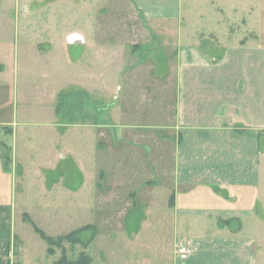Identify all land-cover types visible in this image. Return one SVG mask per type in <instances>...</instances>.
Returning <instances> with one entry per match:
<instances>
[{
	"label": "rangeland",
	"instance_id": "rangeland-1",
	"mask_svg": "<svg viewBox=\"0 0 264 264\" xmlns=\"http://www.w3.org/2000/svg\"><path fill=\"white\" fill-rule=\"evenodd\" d=\"M17 1L0 36V205L16 232L8 264L82 252L93 264H177L173 225L148 214L142 183L172 165L179 112H216L229 96L238 116L245 79L241 97L264 119V0ZM89 224V246L65 241L54 254L36 229L57 238ZM247 258L264 264V237Z\"/></svg>",
	"mask_w": 264,
	"mask_h": 264
},
{
	"label": "crops",
	"instance_id": "crops-1",
	"mask_svg": "<svg viewBox=\"0 0 264 264\" xmlns=\"http://www.w3.org/2000/svg\"><path fill=\"white\" fill-rule=\"evenodd\" d=\"M14 10L21 11L17 0H0V36ZM70 34L71 29L64 31L63 41L73 46L67 41ZM72 36V40L81 41L79 35ZM247 82L243 80L244 87L238 92L240 102L234 105L238 116L229 111L233 106L229 96L213 103V107L220 104L216 112L204 107L198 112H179L175 125L180 136L172 148V165L169 170H161L158 178L142 183L149 189L146 205L152 206L148 214L160 212L173 225L175 252L179 243L191 246L189 258L175 261L177 264H247L252 246L263 241L264 235L257 231L264 228V137L259 134L264 119L258 115L255 99L241 97L248 92ZM184 103L180 101V109ZM222 107L227 110L220 112ZM61 149L56 154L58 166V157H63ZM158 185L165 192L151 190ZM130 196L134 200L137 193ZM135 205L134 200L130 208ZM9 216L0 205V264L9 263L16 236L13 226L5 221Z\"/></svg>",
	"mask_w": 264,
	"mask_h": 264
},
{
	"label": "trees",
	"instance_id": "trees-1",
	"mask_svg": "<svg viewBox=\"0 0 264 264\" xmlns=\"http://www.w3.org/2000/svg\"><path fill=\"white\" fill-rule=\"evenodd\" d=\"M79 92V91H78ZM85 94V93H84ZM70 95V94H69ZM67 94H63L61 99L66 98ZM72 96V94L70 95V97ZM85 96V95H84ZM60 99V101H61ZM57 111L58 113H62L60 112V104L57 105ZM65 117V116H64ZM6 158V157H5ZM36 227V226H35ZM37 231H39L40 235L44 238V240L47 242V244L49 245V249L48 252L50 254H54V249L53 247H60L65 241H69V242H78L81 243L84 247L89 246V244L91 243L94 235H95V226L94 225H87L85 227H82L80 229H77L73 232H70L68 234L65 235H60L57 238H54L53 236H49L46 235L43 230H41L40 228L36 227ZM92 231V235L90 237L89 240L84 241L81 238V234L84 231ZM58 264H93L92 258L89 254L82 252L81 255L79 256V258L77 260H67L66 256L63 255L62 258L57 262Z\"/></svg>",
	"mask_w": 264,
	"mask_h": 264
},
{
	"label": "built area",
	"instance_id": "built-area-1",
	"mask_svg": "<svg viewBox=\"0 0 264 264\" xmlns=\"http://www.w3.org/2000/svg\"><path fill=\"white\" fill-rule=\"evenodd\" d=\"M73 36H70L72 38ZM177 253L179 254L180 260L184 261L189 258L191 253V246L189 243H179L177 245Z\"/></svg>",
	"mask_w": 264,
	"mask_h": 264
}]
</instances>
